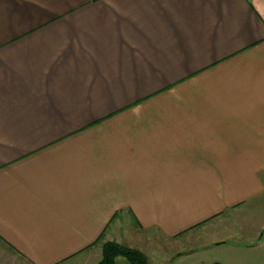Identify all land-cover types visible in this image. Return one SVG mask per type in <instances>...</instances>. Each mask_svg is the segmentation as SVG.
Masks as SVG:
<instances>
[{
    "label": "crops",
    "instance_id": "obj_1",
    "mask_svg": "<svg viewBox=\"0 0 264 264\" xmlns=\"http://www.w3.org/2000/svg\"><path fill=\"white\" fill-rule=\"evenodd\" d=\"M0 242L263 264L264 0H0Z\"/></svg>",
    "mask_w": 264,
    "mask_h": 264
},
{
    "label": "rangeland",
    "instance_id": "obj_2",
    "mask_svg": "<svg viewBox=\"0 0 264 264\" xmlns=\"http://www.w3.org/2000/svg\"><path fill=\"white\" fill-rule=\"evenodd\" d=\"M261 248H262V250H260L261 258L259 259V261L264 264V245ZM140 252L143 253L146 257L147 255L150 254L149 252L143 250H141ZM217 254L216 255L218 258L225 259L224 255H221L218 252ZM211 260H212L211 253H206V254H202V255L199 254L187 258L186 257L177 258L175 259L173 264H211ZM0 264H26V262L16 253H14L10 248H8L7 246H5L0 242ZM116 264H130V263L125 258H118Z\"/></svg>",
    "mask_w": 264,
    "mask_h": 264
},
{
    "label": "trees",
    "instance_id": "obj_3",
    "mask_svg": "<svg viewBox=\"0 0 264 264\" xmlns=\"http://www.w3.org/2000/svg\"><path fill=\"white\" fill-rule=\"evenodd\" d=\"M102 250V260L99 264H116L118 258H125L130 264H148V258L143 253L118 243H105Z\"/></svg>",
    "mask_w": 264,
    "mask_h": 264
}]
</instances>
